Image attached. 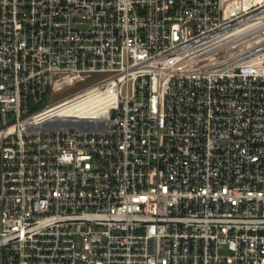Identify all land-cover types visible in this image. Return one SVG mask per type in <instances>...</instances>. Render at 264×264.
<instances>
[{
	"label": "built area",
	"instance_id": "obj_1",
	"mask_svg": "<svg viewBox=\"0 0 264 264\" xmlns=\"http://www.w3.org/2000/svg\"><path fill=\"white\" fill-rule=\"evenodd\" d=\"M0 264H264V0H0Z\"/></svg>",
	"mask_w": 264,
	"mask_h": 264
},
{
	"label": "rangeland",
	"instance_id": "obj_2",
	"mask_svg": "<svg viewBox=\"0 0 264 264\" xmlns=\"http://www.w3.org/2000/svg\"><path fill=\"white\" fill-rule=\"evenodd\" d=\"M101 79H103L102 75L94 76L92 79L88 80L87 82L78 84L76 89H75V91H80V90L84 89L87 86H90V85H93V84L97 83ZM72 92H74V91H72ZM46 102H49L48 98L46 99Z\"/></svg>",
	"mask_w": 264,
	"mask_h": 264
}]
</instances>
